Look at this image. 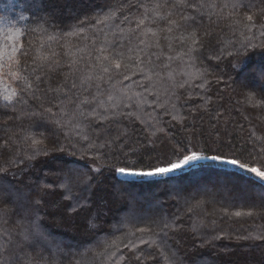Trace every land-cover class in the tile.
<instances>
[{
    "label": "trees",
    "instance_id": "16d2710c",
    "mask_svg": "<svg viewBox=\"0 0 264 264\" xmlns=\"http://www.w3.org/2000/svg\"><path fill=\"white\" fill-rule=\"evenodd\" d=\"M0 14L15 38L0 57V264H264L262 182L116 170L195 154L264 171V0H0Z\"/></svg>",
    "mask_w": 264,
    "mask_h": 264
},
{
    "label": "rangeland",
    "instance_id": "374dc122",
    "mask_svg": "<svg viewBox=\"0 0 264 264\" xmlns=\"http://www.w3.org/2000/svg\"><path fill=\"white\" fill-rule=\"evenodd\" d=\"M6 21L7 18H5L4 16H2V14H0V57H2L7 51L13 49V42L15 40V38L12 40L11 37V30L8 31L6 30ZM5 25V26H4ZM184 68H177L176 70H174L173 72L167 73V74H161L160 79H170L171 77H173V75H183L184 74ZM7 88V80L2 76L1 74V70H0V91L4 90ZM157 88V87H156ZM169 89V88H168ZM166 87L164 89V93H166V91L168 90ZM1 91V92H2ZM121 99H123L122 97H118V99H116L115 101H121ZM200 157V159L198 161L192 162L191 164H189L188 166L183 167L181 170H177L169 175H173V174H178L180 172L186 171L187 169L191 168V167H196V166H201V165H212V166H217V167H222V168H228V169H233L239 172H242L248 176H251L255 179H257L258 181H260V178L257 177L255 174L250 173L249 171H247L248 167L245 168H239L237 166L228 164V163H223L222 161L225 159H218V160H212L211 157H206V156H201V155H197ZM183 161V160H182ZM179 162V163H182ZM118 176L122 179H132V180H143V179H154V178H160V177H165V175H157V176H153V177H144V176H139V177H126V176H122L119 174V172H117ZM168 176V175H166ZM262 182V181H260ZM264 184V182H262Z\"/></svg>",
    "mask_w": 264,
    "mask_h": 264
},
{
    "label": "snow or ice",
    "instance_id": "6c2138e0",
    "mask_svg": "<svg viewBox=\"0 0 264 264\" xmlns=\"http://www.w3.org/2000/svg\"><path fill=\"white\" fill-rule=\"evenodd\" d=\"M227 6V5H225ZM235 6V5H234ZM247 19L249 21L252 20L251 16H248ZM142 23V22H141ZM169 31H171V29H169ZM153 35H155V33H153ZM186 39V38H185ZM193 43H198V41L193 39ZM105 60L108 59V57H104ZM131 59V57H130ZM121 67V63L120 62H116L115 63V68L116 69H120ZM102 71L104 73H108L110 71V69L108 67H102ZM253 79L259 81H264V68H260L257 69L255 72H253L252 74ZM128 78V77H125ZM86 79H91V77H87ZM73 87H75L76 85L73 84ZM29 88H31V85H28ZM17 93L14 91L12 93V96H5L4 99L8 102L12 101L13 96H16ZM251 99V97H250ZM84 103H88L87 100L83 101ZM34 143H39V141H34ZM200 159L199 156L193 154V155H186L182 161V163H176V164H170V166H162V167H157L154 170L151 171H134V170H129L126 168H117L116 170L123 174V175H128V176H144V177H153V176H157V175H169L177 170H181L183 167L188 166L189 164H191L192 162L198 161ZM212 160H218L220 159V157L218 156H212L211 157ZM223 163H228L234 166H237L239 168H245V165L243 163H240L237 159H230V160H223ZM247 171H249L250 173L255 174L257 177H259L261 180H264V171H259L258 169L251 167V168H247ZM235 215L239 216L240 213L237 212L235 213ZM141 231H143V229H141Z\"/></svg>",
    "mask_w": 264,
    "mask_h": 264
},
{
    "label": "bare ground",
    "instance_id": "6f19581e",
    "mask_svg": "<svg viewBox=\"0 0 264 264\" xmlns=\"http://www.w3.org/2000/svg\"><path fill=\"white\" fill-rule=\"evenodd\" d=\"M119 174L122 175V176L130 177V178H131V177H134V176L123 175V174H121V173H119ZM135 177H136V176H135ZM137 177H139V176H137ZM260 181L264 182V180H261V179H260Z\"/></svg>",
    "mask_w": 264,
    "mask_h": 264
},
{
    "label": "water",
    "instance_id": "95a60500",
    "mask_svg": "<svg viewBox=\"0 0 264 264\" xmlns=\"http://www.w3.org/2000/svg\"><path fill=\"white\" fill-rule=\"evenodd\" d=\"M209 165V164H208ZM132 178V177H131ZM127 180H132V179H127Z\"/></svg>",
    "mask_w": 264,
    "mask_h": 264
}]
</instances>
